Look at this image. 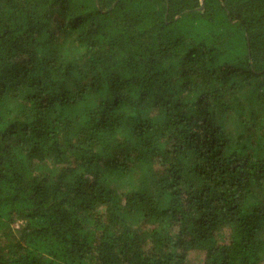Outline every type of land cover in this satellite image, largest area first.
Here are the masks:
<instances>
[{
    "label": "trees",
    "instance_id": "16d2710c",
    "mask_svg": "<svg viewBox=\"0 0 264 264\" xmlns=\"http://www.w3.org/2000/svg\"><path fill=\"white\" fill-rule=\"evenodd\" d=\"M0 264H264V0H0Z\"/></svg>",
    "mask_w": 264,
    "mask_h": 264
},
{
    "label": "rangeland",
    "instance_id": "374dc122",
    "mask_svg": "<svg viewBox=\"0 0 264 264\" xmlns=\"http://www.w3.org/2000/svg\"><path fill=\"white\" fill-rule=\"evenodd\" d=\"M191 257L195 259L194 261H196V262L198 261V257H193V255Z\"/></svg>",
    "mask_w": 264,
    "mask_h": 264
}]
</instances>
